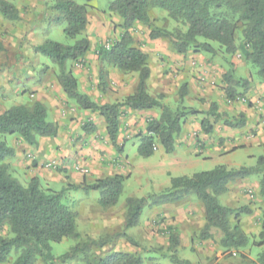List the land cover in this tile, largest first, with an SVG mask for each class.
I'll return each instance as SVG.
<instances>
[{
  "label": "trees",
  "instance_id": "trees-1",
  "mask_svg": "<svg viewBox=\"0 0 264 264\" xmlns=\"http://www.w3.org/2000/svg\"><path fill=\"white\" fill-rule=\"evenodd\" d=\"M51 8L56 13L55 23L64 24L63 33L74 42L72 45H62L46 40L34 48L35 52L57 67L56 80L67 99L82 111L97 113L103 118L107 138L116 152H120L117 137L122 109L159 111L157 118L146 123L145 134L140 137L137 152L143 158H148L154 153L155 143H158L165 153H172L175 137H178L181 131L184 118L202 114L184 106L172 110L161 103V95L157 98L148 95L146 83L150 77V69L146 54L134 44L131 29L135 24L149 28L150 40L166 39L177 54L192 51L215 56L217 52H221L231 56L238 52L245 62L256 69V77L264 85V0H113L109 3L108 10L119 17L123 33L107 50L101 48L98 56L102 62L114 66L120 72L137 74V85L134 92L121 101L104 104L95 102L79 91L76 78L67 68L68 62L82 59L90 49L89 41L83 36L88 24L86 5H79L73 0H53ZM151 9L161 10L170 19L185 24V32L173 33L152 27L149 16ZM0 15L9 21L18 18L16 8L3 0L0 1ZM237 33L240 35L238 42ZM104 80L100 75L98 88L101 93L106 91ZM222 81L228 101L239 97L235 87L249 86L246 79L235 78L231 64L222 74ZM185 94L186 86L182 85L179 90L180 102ZM217 111V105L212 103L203 113L205 117L201 119L200 127L204 134L212 132L210 117L222 120L228 128L241 129L245 126L243 116L227 119L225 114ZM95 130V125L91 123H85L82 127L86 135L94 133ZM56 135L57 126L48 121L46 108L39 102L12 106L0 114V228L7 227L9 231V236H0V264L5 263L12 254L15 258L11 264H36L38 260L42 264H63L84 255L90 245L103 249L108 244L106 239L88 240L55 257L51 244H59L68 238H80L76 213L63 204L62 190L57 192L43 189L38 178H31L23 185L11 174L8 161L14 156V150L7 144L6 136H16L26 145L33 147L40 138H53ZM254 173L262 174L260 195L264 199L263 157L258 158L256 167H216L191 177L172 178L169 187L152 198L157 200L158 204L175 203L191 196L196 198L204 208L205 225L202 237H209V230L216 228L222 233L220 246L223 249L245 248L248 239L237 223L230 227V217L233 214L235 218L241 213L249 214V209L232 211L222 206L218 197L227 191L228 182ZM123 181L124 177L115 175L83 185L81 189L85 193L98 191V205L102 209H108L117 204ZM147 198L127 199L125 230L137 226ZM261 230L264 242V209ZM117 236L126 238L133 246L136 245L125 233ZM169 238L170 248H176L177 238L172 234ZM170 260L172 264H189L175 255H171ZM95 264H143V260L139 255L110 250L104 259L97 260ZM239 264H264V252L259 253L256 260L243 258Z\"/></svg>",
  "mask_w": 264,
  "mask_h": 264
},
{
  "label": "rangeland",
  "instance_id": "rangeland-1",
  "mask_svg": "<svg viewBox=\"0 0 264 264\" xmlns=\"http://www.w3.org/2000/svg\"><path fill=\"white\" fill-rule=\"evenodd\" d=\"M3 1L13 5L18 13V18L14 21H9L0 15V93L4 91L3 93L7 95L12 94L11 99L13 100L6 102L7 108H10L14 104L30 103L33 99L32 95L34 94L31 90L38 81L42 82L45 80V83L50 85L51 88L56 87V85L59 86L56 80L57 67L50 60L36 53L34 48L46 40H51L62 45H72L74 40L68 38L63 33L64 24L57 25L55 23L56 13L51 8L53 0ZM73 1L79 5H86L87 7L88 24L83 36L89 41L90 49L82 59L68 62L67 68L76 78L79 91L89 96L95 102L102 104V102L114 103L121 101L124 96L127 94L131 95L134 92L137 85V74L120 72L114 66L102 62L98 56V51L101 48L107 50L123 33L119 17L111 14L108 10L109 3L113 0ZM149 16L152 21L151 25L154 28L164 29L173 33L185 32L186 30L185 24L170 19L161 10L151 9ZM131 34L134 44L146 54L149 69L152 66H156L157 71H161L163 79L164 77L167 80L169 79L167 82L171 89L168 88L167 94L162 95L161 103L164 98H167V103H169L168 107L172 110L183 106V100L180 102L179 99V90L183 85L182 77L175 73L178 72V68H174L172 71L168 66L169 62L176 61L177 57L182 61L184 59H182V54H177L172 49L170 43L164 38L150 40L148 37L149 28L145 25L135 24L131 29ZM236 37L238 42L240 39L239 33L236 34ZM213 45L217 47L216 44ZM192 54L194 56L201 55L204 58L203 62L213 67L220 66L228 70L229 64H231L235 78H242L248 81L249 86L247 88L235 87L239 93V97L234 101H230L231 103L236 102L252 107L262 104L264 107V96L259 98L258 102L260 103L258 104L256 101L253 103L250 101L249 91L251 88H260L263 84L256 77V69L245 62L240 53L237 52L229 56L217 52L215 56H211L203 52L193 53L192 51H188L184 53V56L186 57ZM100 75L105 79V93H101L98 88ZM84 87H88V91H84ZM67 100L68 105L66 110L68 115L70 114V116L75 117V114H77V118L80 117L79 120L82 121L83 125L85 123L92 124V121L98 118L97 113L82 111L74 102L69 99ZM151 111L157 112L159 116L157 109ZM203 113L199 115V118L196 117L194 121L199 123L205 117ZM226 116L227 119L235 118V116L231 115ZM239 116L241 115H238L236 118H239ZM189 117L184 118V121H187ZM47 119L51 121L49 116ZM145 120L147 123L152 119L146 117ZM209 121L213 125L217 123H220L219 125L223 124L222 120H214L212 117L209 118ZM98 124L97 122L96 127L100 129L101 127ZM124 129L126 130V127ZM145 129L137 130L139 138L145 134ZM182 132H187V129L183 125H181V131L179 133L181 137ZM256 133V131L250 130L251 136L254 137ZM179 135L175 138L178 139ZM13 138L14 136L5 137L8 145L11 144ZM198 139L200 140L201 137L198 138L196 136L192 146H182L176 143L174 152L170 154L165 153L162 148H159L160 145L155 143L156 150L148 158L139 156L137 152L139 140L136 137L125 144L123 158H127L132 166V171L130 176L123 181L122 193L116 204V209L125 206L129 198L148 197L143 204L139 217L138 222L140 224L137 228L132 227V230L130 229L133 231V234L136 232V229L139 231L135 236H130V238L136 243L134 246L136 252L134 254L142 258L143 264H172L170 260L171 255H175L179 260L187 261L189 264H239L243 258L256 260L257 255L264 252L261 230L262 211L264 209V199L260 195L261 173H254L248 177L237 178L228 182L227 191L218 197V202L222 206L232 209V211L239 210L240 208L249 209V214L241 213L236 218L234 216L235 214H233L230 217V227L237 223L242 233L248 239V245L245 248L223 249L220 246L222 233L216 228L210 229L209 237L204 239L202 237V230L205 225L204 208L192 196L186 198L184 202L186 207H188L185 211L187 210L188 213H191V217L185 219L190 220L187 228L182 226L183 209L180 205L183 203L177 204L179 205L176 208L177 214L179 215L178 220L175 218L176 216L174 218L167 217L162 212L156 211L167 203L158 204L157 200H154L152 196L158 195L162 191L161 188L169 186L170 178L181 176L191 177L195 173L211 170L217 163V158L206 160L193 158V152L197 150L196 146L198 144L201 145V147L198 146L200 150L205 147L204 143L199 142ZM210 142L214 147L218 141L212 140ZM234 150L236 151L227 155V159L234 164L233 168L240 166L256 167L258 158L264 157V143L261 146L258 144L257 147L249 150V152L240 148H235ZM250 155L251 157H249ZM182 156L186 157L185 162L188 161L184 166L187 167L190 163L194 162V169L187 167L182 172ZM177 161H180L181 164H178ZM76 164L79 168L89 166L82 161H78ZM53 171L55 175L56 173L64 174L66 169L61 168V166H56ZM16 172L18 175L11 172L12 176L19 182H21V177L25 178L23 185H26L32 178V173L29 169L26 171L18 169ZM88 172L83 175L90 180L91 175H88ZM162 172H168L169 176L162 175ZM40 186L43 189H51L57 192L62 190L63 204L78 214L76 226L80 238L77 240L68 238L59 244H51L52 254L55 257L68 252L78 243L88 240H103L87 238L93 234V231H91V225L87 222L85 211L88 209L101 210L95 207L99 199L98 191H91L88 194H85L82 190L73 191L68 189V183L65 180L60 182L52 181L50 184L42 182L40 179ZM173 204H167L166 207H173L174 209ZM84 205L85 209H82ZM106 213L108 214V211ZM148 229H151L149 230L150 232ZM182 230L187 234L183 238ZM95 231L94 233L98 234L101 232L97 228ZM171 234L177 238L178 242L177 247L173 249L170 248L169 237ZM0 236H9L7 227L0 228ZM105 239L109 242L107 248L104 247L101 249L90 245L84 255H79L75 260L67 261L63 264H95L97 260L104 259L107 256V253L111 250L113 240L115 243H118L123 237L114 234V238ZM14 258V254L10 255L3 264H11ZM36 264L42 263L38 260Z\"/></svg>",
  "mask_w": 264,
  "mask_h": 264
},
{
  "label": "crops",
  "instance_id": "crops-1",
  "mask_svg": "<svg viewBox=\"0 0 264 264\" xmlns=\"http://www.w3.org/2000/svg\"><path fill=\"white\" fill-rule=\"evenodd\" d=\"M179 59L180 58L177 57L176 61L169 62L168 66L172 71L174 68H178V72L175 73L182 77V84L186 86V94L183 98L182 105L186 108H190L201 113L207 111L210 104L213 103L217 105V112L220 114L235 116V118L238 115L243 116L245 120V126L241 129H232L225 127L224 124H212V132L206 135L201 131L200 122L197 123L194 121L196 117H200V114L198 116H190L189 119L184 121L182 124L183 127L187 129V132H182V137L179 135V138L175 140V146L176 143H179L182 146H192L195 137L198 136V138L201 137V139H198V141L203 142L205 147L204 149L200 150L198 149V146L201 147V145L198 144L196 146L198 151L195 150L193 152V158H202L203 160L217 158V163L212 169L216 167H225L226 169H238L243 167L240 166L238 168H233L234 164H232V162L227 159V155L229 153L235 152L237 150H234L235 148H240L249 152V150L257 147L258 144L261 146V144L264 143L263 105L260 104L252 107L246 106L245 104L236 102L231 103L228 101L223 90L225 84L222 81V74L226 70L220 66L213 67L210 64H205L203 62L204 58L201 55L194 56L192 54L185 57L184 54H182L183 60L180 61ZM168 80L166 77L163 79L161 71H157L156 66H152L150 68V77L146 83L148 95L155 98L157 95L162 96L167 94L168 88L171 89L170 85H168ZM45 82V80L42 82L38 81L32 88L31 92L34 94L32 95L33 99L31 102H39L46 108L47 118L49 116L51 118L50 122H53L57 126V135L53 138H40L37 145L33 147L26 145L18 137L14 136V138L11 140V144L9 145L14 150V156L8 161L11 172L18 175L16 172L18 169L24 171L29 169V171L32 173V178H38L39 182L41 179L42 182L50 184L52 181L60 182L65 180L68 183V189L73 191L82 190L81 187L83 185L94 183L95 181L104 179L106 177H112L115 175L122 176L124 179L129 177L132 171V166L126 157L123 158L125 144L135 137L139 140L138 143H140L137 130L145 129L146 117L154 119L157 118L158 113L151 110L130 111L128 109H122L123 114L119 120V132L117 137V144L120 147V152H116L106 137V128L102 117L98 115V118H95L92 121V124L95 125V127L97 126L96 123L98 122V125L101 128L98 129L96 127L94 133L86 135L82 131L83 123L81 120H79L80 117L77 118V114H75V117L70 116V114L68 115L66 110L68 100L61 88L57 85L56 87L51 88L50 85ZM83 90L88 91V87H84ZM3 92L4 91L0 93V114L9 109L7 108L8 106L6 102L13 100L11 99L12 94L7 95ZM126 96H128V94ZM262 96H264V85L260 86V88L253 87L249 91V98L252 103L254 101H256L257 104L260 103L258 100ZM104 103L102 102V104ZM162 103H164L166 106H169V103H167V98H164ZM26 104H29V102L23 104H14L12 106ZM124 127H126V130ZM250 130L257 132L254 137L251 136ZM209 138L212 139L209 140ZM212 140H215L216 142L218 141L217 145L215 144L214 147L210 142ZM100 153L102 154L100 155ZM50 157L53 158L50 159ZM249 157H251V155ZM185 159L186 157L182 156V172L185 171L187 167L194 169V162L190 163L187 167L184 166V164L188 162H185ZM78 161H82L84 164L89 165L85 168L89 171L88 175H91L92 180L91 178L88 180L85 175L80 173L78 170L79 167H77L76 164ZM53 163L55 166H61V168L66 169V172H64V174L56 173L55 175L53 168L47 167ZM177 163L181 164L180 161H177ZM163 174L166 177L169 176L168 172H162V175ZM171 179L172 178H170V180ZM20 180L23 184L25 178L21 177ZM73 186L74 188H72ZM168 187L169 186L161 188V190H164ZM184 202L185 200L175 202L173 204L175 210L173 207H166V204L156 211L162 212L164 216L167 217L174 218L176 216L175 218L178 220L179 215L177 214L176 208L179 205L177 204L183 203L180 205L183 209L182 226L187 228L190 220L185 219H189L191 217V213H188L187 210L185 211V209L188 207H186ZM95 207L101 210L88 209L85 211L87 222H89L91 225V231H93V234L87 238L110 239L112 237L114 238V234L118 235L121 233H125V235L130 237L135 236L139 232L136 229V232L133 234V231H131L132 228H129L128 230L124 229L126 205L120 207L119 209H116V205L108 209H102L98 205L97 200ZM82 209H85V205L82 207ZM106 211H108V214ZM77 216L78 214L76 213V219ZM139 224L140 223L138 222L135 228H137ZM96 228L101 231L100 234L94 233L96 232ZM149 230L151 229H148V231ZM185 235L187 234H185V231L182 230V238ZM108 244H106L105 248H107ZM110 249L111 251L121 253L134 254L136 252L134 246L130 244L124 237L118 243H115L113 240Z\"/></svg>",
  "mask_w": 264,
  "mask_h": 264
},
{
  "label": "built area",
  "instance_id": "built-area-1",
  "mask_svg": "<svg viewBox=\"0 0 264 264\" xmlns=\"http://www.w3.org/2000/svg\"><path fill=\"white\" fill-rule=\"evenodd\" d=\"M153 150L155 151L156 148L154 147ZM47 167H51V168L54 169L56 166H55V164L53 163V164L48 165ZM78 170H79L80 173H82V174H87V172H88V170L85 169V168H79Z\"/></svg>",
  "mask_w": 264,
  "mask_h": 264
}]
</instances>
